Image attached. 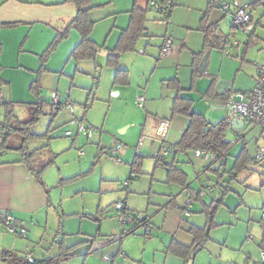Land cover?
I'll return each mask as SVG.
<instances>
[{"label":"crops","instance_id":"1","mask_svg":"<svg viewBox=\"0 0 264 264\" xmlns=\"http://www.w3.org/2000/svg\"><path fill=\"white\" fill-rule=\"evenodd\" d=\"M210 1L211 0H189L187 2V0H176L175 6L179 7L188 3L189 7L187 10L189 13L188 19L185 24H183V36L180 40L175 42L173 37L169 36L168 29L165 30V35L161 38L162 41L158 47L160 53L155 64L157 69L155 74L157 73V75L155 76L154 74L149 82H154V85H149L143 90L139 84L129 85L130 71L127 69L121 70L127 71L128 84L115 85L114 77L116 70L114 72L113 68L107 66L110 51L115 48L121 32L129 25L130 11L134 6L135 0H92L95 9L91 13V20L94 22L91 39L102 48L99 54L93 60L76 62L71 59L73 50L81 40L80 33L76 30H71L66 37L62 38L54 47L50 55L49 63L47 66H44L45 68L43 69H40V57L52 46L56 40V36L63 33L73 22L76 16L75 5L73 3H64V0H0V97L4 95L5 98L9 99L8 102L12 103L13 101L18 103L32 101L30 100L33 94L32 86L36 85L37 87L44 86L46 89L51 88L52 91L57 89V91H54L59 94L61 102L68 99L75 104H80L85 100H89L90 94L87 92V89L90 87L91 82L98 84L99 88L97 93H101L104 90L109 92V94L113 93L115 97L122 100H129L134 96H136L137 99L143 91L145 92V103L142 108L145 107L147 102L149 112L145 116L146 119L143 132L140 137L144 138L141 151L144 147L143 150L147 153L150 152L149 157L153 158L152 154L159 151L163 144V142H159L157 145L158 141L154 139L157 138L156 129L160 119L175 121L177 135L172 138L168 137L171 132V127L167 135L168 142L171 144L176 145L180 142L188 126V120L184 116L172 117L171 109L176 92L173 91L174 93H172L168 86L167 92L173 96L162 103V100L159 98V91H163V88L162 85L160 88L159 82L161 81L164 83V79L176 75L175 79L179 81L181 89L185 90L183 89V87H185L183 85V77L185 75L187 76V74L189 75L190 71L192 78L195 79L198 75L197 72H201L199 64L206 52H204V33L200 31V27L202 25V18L206 13ZM233 1L245 2L250 5L253 4L251 8L255 32L253 35L251 34L252 36L246 34L247 39L243 40L244 42L242 45L238 43L232 45L236 47V56L240 58L242 69L247 73V78L250 80L248 88L247 86H241V88L244 92H250L256 83L257 65L264 64V0H216V8L211 13L207 27L217 25L219 30L222 31L221 20L225 18L231 21L222 11V6L225 3L231 4ZM147 3L148 0H146L145 6H147ZM137 6L142 8L139 6V0H137ZM178 10L181 11V9H174V11H172L173 19L177 20L180 17L179 12H177ZM175 12H177L176 17L174 14ZM193 12H197L194 13L195 16L198 14L197 22L195 18L191 16ZM172 25L173 23L171 26ZM146 31L147 34L144 37L145 43H142V46H139V43L136 51L133 52V54L137 56L135 62L140 63V58L146 56L149 52L147 50L148 47H151L146 43V39H150L154 36L148 33L147 27ZM200 36L202 44L199 43L198 38ZM168 37L172 39L173 48L168 55H162V45L164 40ZM194 37L196 39H194ZM151 40L152 43L154 39ZM244 51L246 52L244 53ZM202 52L203 56L198 58L193 65L194 55H198ZM153 53L152 51V55ZM105 54H107V56ZM124 55L121 56L120 63L124 60ZM230 55L231 52L229 51V54L224 56ZM247 59H253L254 62H247ZM181 60L185 61L184 66H180L179 64L178 61ZM88 61H95V65L87 64L86 62ZM245 61L248 63L247 65H245ZM104 63L110 71H106L103 68V70L99 72V70H101L99 66H102ZM250 63H252V65H250ZM95 67L96 69L94 70ZM210 68L211 63L210 61L207 63L206 60V71L207 69L209 71ZM36 71L38 75H34ZM83 72H92V79L79 77L77 82H75L77 75ZM49 73L52 75L57 74V76L49 77ZM193 73H195V75H193ZM221 82L224 84L221 85ZM153 86H155L154 89ZM218 88H225V90L219 92ZM2 92L4 94H2ZM45 93L46 98H48V92ZM230 93H234L231 90L230 83L227 80H219V77H215L214 81H211L208 85L207 94L204 96V98H210L211 103L204 102L206 105L211 104L212 110L222 111L224 110V100H222L223 98L221 97L224 95V97H226V95ZM50 99L51 98L48 99L49 105H51ZM191 100L193 101V106H195V101L193 99ZM216 103L218 104L215 105ZM82 105H80L79 108H75V113L78 116L82 114L86 116V112L81 108ZM50 107L52 109V106ZM52 110L54 111V108ZM1 111H3V109H1ZM197 113L202 114L206 119L205 112L201 111ZM127 114L128 112L126 111L124 117H128ZM209 114L210 113H207V115ZM60 115L63 116L61 118L58 116V118L54 120V124H68L70 120L69 115L64 111H61ZM225 118L226 115H224L223 120H225ZM14 121L21 120L17 118ZM2 123L3 113L0 115V129L2 128ZM133 124H135L134 120L129 118V122L125 124L126 128L124 129L126 134H128ZM229 127L231 135H235L231 126ZM135 134H137L136 129L132 132V135ZM12 143L18 144L19 141L13 139ZM72 144H76V139L72 141ZM103 150H105V148ZM193 151L194 150L187 152L181 151L168 159L170 167L172 166L178 169L185 175V181L187 183L185 187L179 183L168 182L167 166H160L157 162L155 164L153 179L155 180L156 173L159 172L161 180L166 179V182L159 181V183H171L172 188L170 190L174 195L170 196L165 194V198L149 200L154 208L149 210L150 214H148L147 211H145V214H147L146 217L152 227L154 226L151 237L144 238L145 235L143 234L144 230L142 228H140L138 232L123 235V229L117 225L116 230L111 232L110 237L117 236L119 232L122 233L121 235H123V237L119 241L111 242L109 238H102L104 232H102L103 227H101L100 234H97V236L90 241L89 248V252L91 250L98 252L97 256L99 257L97 260H87L88 264H187L185 259L173 254L169 250V247L174 242L184 247H192L194 245V238L189 233V229L192 227L204 228L206 226L208 219L205 215L203 216V214L206 213L202 211L203 207H200V209L196 211L192 209L197 204V201L203 202L206 195L203 196L202 193L204 191L193 195L195 191L192 189L194 183L191 185V174L194 172V174L199 177V174L213 171L209 166L205 167L204 171H196V166L193 161L195 157ZM101 152L104 154L103 151ZM11 153V158L7 160L1 158ZM133 153V150L130 151L129 147L124 146L120 150L121 159L129 156L131 159ZM107 154L108 152L106 155ZM136 157H138V155ZM186 157H188V159ZM22 159L19 152L13 150H6L0 154V219L3 216L9 217L22 224L28 230L27 238L23 239L5 233L0 228V264H11L15 262L23 264V255L28 252L33 253L34 260L37 264L45 263V261H41V259L46 260V257H49V254H47L46 250L42 249L39 243L42 233L39 228L41 229L44 223L48 226L51 214L52 212L55 214L56 210L52 207L51 196L46 185L30 172L26 164L20 162ZM197 160L199 163H203L200 159ZM159 166L161 170H157ZM183 166H186V171ZM130 173L133 172L130 171ZM138 174H143L142 169ZM198 180L200 181L201 179L198 178ZM218 182L219 181H217V184H219ZM219 190L220 193H223L222 187H220ZM166 197H174V199L170 201L166 199ZM187 200L192 201L189 207V216H185V204ZM159 201L162 203L161 211L155 209L154 203H158ZM217 201L219 200H214L209 206L212 207V204L214 205ZM222 202L224 203V201ZM126 203L127 209L130 212L139 213H143L142 211L147 209V206L150 204L142 206L141 202L138 203V200L135 199L134 196L130 197ZM203 205L206 208L209 207L208 203L203 202ZM220 206H222V204ZM136 209L142 210L137 211ZM218 210L219 207L214 214L213 222L220 226L221 224H219L218 215L216 214ZM211 236H214V234H210V239L204 244L203 248H200L196 253L192 264H257L254 260V255L264 242L263 235L261 236V241H259L256 246L250 244V241L253 240L252 237L249 241V237L246 238L245 242L247 241V244L245 246H248L247 249L239 247L240 245L235 246L231 244L229 246L227 239L222 242L213 237L211 238ZM101 255L111 257L112 262H102L100 259ZM258 263L262 264L260 259Z\"/></svg>","mask_w":264,"mask_h":264},{"label":"rangeland","instance_id":"2","mask_svg":"<svg viewBox=\"0 0 264 264\" xmlns=\"http://www.w3.org/2000/svg\"><path fill=\"white\" fill-rule=\"evenodd\" d=\"M188 1L189 0H187V2ZM145 3L146 0H139V6L144 9L148 7V4L145 6ZM188 8V3L173 8V11L174 9H181V11H177L180 17L177 20L173 19V14H171L170 25H168V27L171 26L172 23L173 25L169 28L167 25L158 24L157 20L162 19V17L157 16L151 11L147 13L146 27L148 33L154 36L150 39H146V43L151 46L147 49L149 52L146 56L140 58V63L135 62L137 56L133 53L124 55V60L120 63V69H127L130 71V86L139 84V86L145 90L149 85H154V82H149L157 70L155 64L160 53L158 47L161 44V38H163L165 30L167 29L169 31V36H172L175 42L182 38L184 32L183 24H185L189 15L187 11ZM177 12L174 13L175 17ZM194 13L197 12H193L191 16L195 18L197 22L198 14L195 16ZM230 22V20L225 18L221 20L222 31L219 34L221 43H223L225 39H227V41L229 40L227 46L225 44L222 50L215 48L207 50V63L210 61L211 68L209 71L207 69L205 73L200 71L197 72L198 75L195 79L192 78L189 71V75L187 74V76H184L185 78L183 77V85L185 86L183 89L185 90L180 92L182 97L193 99L195 101L193 110L196 113L201 111L205 112L206 120L212 124H216L223 120L227 112L225 110L214 111L212 110L211 104H205L203 98L207 94L208 85L211 81H214L215 77H219V80H227L234 93L244 92L241 86H247L248 88L250 83L249 78H247V73L242 69L240 58L236 56V47L232 46L234 42L242 45L244 42L243 40L247 39V35L242 31L231 28ZM151 39H154L152 43ZM194 39L196 38L194 37ZM198 39L199 43L202 44L201 36ZM139 43V46H142V43H145V38H142ZM224 47L229 49L231 52L230 56H224ZM152 51L154 52L153 55ZM43 55L40 57V69L48 65L51 57V54L47 56ZM252 60L247 59V62H254V60ZM178 62L180 66H184L185 64L184 60ZM247 62H244L245 65L248 64ZM86 63L93 66L95 65V61H88ZM250 65H252V63H250ZM99 67L101 69L99 72H101L103 68L106 71H110L105 63ZM95 69L96 67L94 70ZM113 70L115 72L116 69ZM91 74L93 73H79L75 82H77L79 77L92 79ZM34 75H38L37 71L34 72ZM156 75L157 73L155 76ZM56 76L57 74L52 75L49 73V77ZM175 77L176 75H172L164 79V83L161 81L159 82L160 88L161 85L163 88V91H159V98L162 100V103L173 96L167 92V86L171 89L169 81L175 79ZM72 81L74 82L73 79ZM154 87L155 86H153V89ZM98 88L97 83L91 82L90 87L87 89V92L90 94L89 100H85L80 104H75L71 101L78 108L82 104H88L89 108L86 111V122L88 126L94 129V137L91 138V140H87L84 136L79 137L80 139L76 137V144L74 145L72 144V138L63 136L66 130H73L74 126L70 124H54L55 121H53V110L48 103V99L51 98L52 92L54 90L57 91V89L52 91L51 88L46 89L44 86H36L35 91L32 92L33 94L31 93L32 99L30 100L32 101H24L25 103L13 101L12 106L14 107V113L12 117L14 120L19 118L21 121L26 120L32 112L29 107L36 108L37 105L35 104H40L42 101L46 102L44 104L45 115L40 116L32 132L37 135H43L50 129V136L29 145L30 150L47 146L46 149H43L39 155L31 161L30 165L32 169L39 174V178L43 184L46 185L51 196L52 207L56 210L55 214L52 212L48 226L44 223L42 228H39L42 232L39 243L42 249L46 250L47 254H49L46 260L41 259V261H45L43 264H88L87 260L89 259L97 260L99 257L97 256L98 252L95 250L89 252L90 241L94 239L97 234H100L101 227H103L102 232H104L102 238H110L111 232L116 230L118 223L117 220L114 219L116 212L113 210V205L116 202L124 199L128 202L129 198L134 196L135 199L138 200V203L141 202L142 206L145 204L147 206V204L150 203L147 209L142 211L144 214L145 211L150 214L149 210L153 209L154 206L149 200L165 198V194L170 196L174 195L170 190L172 188L171 183H161L166 182V179L161 180L159 172L156 173L155 180L153 179V172L157 161L149 157L150 152L147 153L144 151V147L140 154L135 151V147L138 146L143 132L146 119L145 116L149 112L147 102L144 108H140L136 103V96L129 100H122L115 97L113 93L109 94V92L104 90L101 93H97ZM173 91L174 90L171 89L172 93H174ZM45 92H48V98H46ZM143 93L145 95L143 91L141 95ZM2 94L4 93L2 92ZM6 101L8 102L9 99L6 98ZM126 111L128 112V117L135 122V124L130 127L128 134H126L124 130L126 128L125 124L129 122V118L127 116L124 117ZM2 113L4 114V109L3 111L0 109V115H2ZM207 113L210 114L207 115ZM63 115H59V117L61 118ZM171 125V132L168 135L169 138L177 135V126L174 120L171 121ZM135 129L137 134L132 135ZM261 130V126H254V124L248 123L242 131L235 135L230 134V140L233 146L229 150L223 166H221L222 164L220 162L206 163L201 160L203 163H199L197 160L198 158L196 159L192 156L194 157L193 161L196 166V171H204L207 166L213 170L205 174H199V177L192 172L191 185L194 183L192 189L195 191L193 195L204 191L202 194L203 196L206 195V197L203 199V202L208 203V206L214 200L224 201L222 206H219V210L216 213L218 215L219 224L221 225L218 226L217 223H215V225L211 227V234H214L211 238L213 237L222 242L227 239L229 246L231 244L235 246L240 245L239 247L247 249L248 246H245L247 244V241L245 242L246 238L252 237L253 240L250 241V244L256 246V244L261 241V236H264V231L259 225V221L264 214V167L253 160L258 147H264V137L261 135ZM237 138H239V141L234 143ZM154 139L158 141L157 145L159 142H163L162 139L158 137ZM166 142L169 143L168 139ZM116 145L122 147L127 146L130 151H134L131 159L130 156L122 158L123 164L120 165V167L106 155L109 149ZM243 146L247 147L248 154L253 161H251L249 168L238 176L237 180L229 184V188L223 197V193H220L219 188L222 187L224 190V188L228 186L225 172L231 170L234 158L241 152ZM104 148L105 150H103ZM80 151L84 152L83 156L79 155ZM101 151H103L104 154H101ZM137 155L138 157H136ZM11 157L12 153L1 158L7 160ZM186 158L188 159V157ZM134 163L140 164L138 169L140 171L142 169L143 174L130 173ZM183 168L186 171V166H183ZM42 169H44V171H42ZM157 170H161L160 166ZM198 178L201 180L199 181ZM159 181L161 182L159 183ZM217 181L220 182H218L220 185L217 184ZM125 182H128L129 186L122 190V184ZM166 199L173 201L174 197H166ZM203 202L197 201V204L192 209L196 211L200 209V207H203L202 211L206 210L207 212H212L214 206L217 205L212 204V207L209 206L206 208ZM154 204L155 209L161 211V201ZM136 210L141 211L142 209ZM204 215L206 218L208 217V213L203 214V216ZM145 216H147V214H145ZM139 229H137L136 232H138ZM121 234L122 233L119 232L118 235L121 236ZM138 234L141 235L140 233ZM104 256L105 255H101L100 259ZM259 259L260 249L258 248L254 255V260L257 264H259Z\"/></svg>","mask_w":264,"mask_h":264},{"label":"trees","instance_id":"3","mask_svg":"<svg viewBox=\"0 0 264 264\" xmlns=\"http://www.w3.org/2000/svg\"><path fill=\"white\" fill-rule=\"evenodd\" d=\"M64 3H73L75 5V19L63 33L58 34L56 36V40L43 56L51 54V52L54 50V47L62 38H65L71 30H76L78 31V33H80L81 40L76 46V48L73 50L71 54V59L75 60L76 62L95 59L102 48H100L91 39V34L94 27V22L91 20V13L95 9L92 0H64ZM216 4V0H211L208 4L204 17L202 18V25L200 27V31L204 33V52L211 48L222 50L223 46L225 44L227 46V44L229 43L227 39H225L223 43L220 42L219 34L221 33V31L219 30L217 25L207 27L208 20L211 16L212 11L216 8ZM252 5L250 6L252 7ZM148 12H150L148 7L145 9L139 8L137 6V0H135L134 6L130 11L129 25L125 30L121 32V35L115 48L110 51L107 66L116 69V74L114 77L115 85L128 84V73L127 71L120 69V59L121 56L124 54L135 52L138 43L141 41L142 38L146 36L145 24L147 21ZM253 33L251 34L253 35ZM245 52L246 51H244V53ZM201 56H203V52L198 55H194L193 65ZM193 75H195V73H193ZM169 86L176 92V96L173 100L171 109L172 117L184 116L188 120V126L184 131L180 142L176 145L183 152L199 149L221 155V157L224 158L223 163H221V166H223V164H225L228 152L233 146L230 140L231 130L229 125L226 123L225 120H221L216 124L209 123L202 114L196 113L193 110V101L191 99L184 98L181 96L180 92L182 91V89L177 79L169 81ZM35 89L36 86H32V92H34ZM224 96L221 98H223L222 100L226 101L229 98V94L226 95V97ZM45 103V101H42L40 104H35L37 105L36 108L29 107L32 112L29 114L26 120L14 121L12 117L13 103L7 102L6 98H4L2 101L0 100V109H4L3 123L2 128L0 129V154L6 150H13L19 152V154H21L23 158L20 162L26 164L30 172H32V174L36 178H38V180H40L39 174L32 169L30 163L33 159H35L37 155H39V153L43 149H46L47 146L35 150H30L29 145L33 142L46 139L50 136V129L47 133L43 135H37L32 132V129L39 121L40 116L45 115ZM51 106L52 109L54 108V111L52 112V117L54 121L60 115L62 111V106ZM13 139H17L19 143H12ZM253 160L255 161V159ZM253 160L248 154L247 147L243 146L241 152L234 158L231 170L229 172H225V174L227 175L226 179L228 181V186H226L223 190V197L225 196V193L229 188V184H231L232 181L237 180L238 176L244 173L249 168L251 161ZM164 166H167L168 182L179 183L184 187L186 186L187 183L185 181V175L181 171L172 166L170 167L168 162L165 163ZM138 167H140V164L134 163L132 166V172L139 173L140 170L138 169ZM42 171H44V169H42ZM222 201L223 200H219L217 201V203H215V205H217L214 207L212 212H207L206 210H204V212L208 213V222L204 228L192 227L189 229V233L194 238V245L192 247H184L174 242L170 245L169 250L173 254H176L185 259L187 261V264L189 263V261L193 262L196 253L200 250V248H203L204 244L210 239L212 229L211 227L215 225V223L213 222L214 214L217 208L223 203ZM145 223L150 224L147 217L145 219ZM135 232L136 231H129L123 233V235L132 234Z\"/></svg>","mask_w":264,"mask_h":264},{"label":"built area","instance_id":"4","mask_svg":"<svg viewBox=\"0 0 264 264\" xmlns=\"http://www.w3.org/2000/svg\"><path fill=\"white\" fill-rule=\"evenodd\" d=\"M176 0H148V9L157 16L162 17V19L157 20L159 25H169L170 18L175 7ZM222 11L226 16L231 19V25L234 30L242 31L249 35L254 32L255 26L253 24L252 8L250 4L245 2L233 1L231 4L225 3L222 6ZM237 44V42H234ZM172 39L166 38L162 45V55H168L172 51ZM224 55H228V49L223 50ZM50 104L54 107L62 106V110L69 115L68 124L75 127L74 130H66L63 136L72 138L75 141L76 137L84 136L87 140H91L94 137V129L87 125L86 116L84 114L78 116L75 113L76 106L70 101L66 100L61 103L60 96L57 92L51 94ZM5 98L4 95L1 96V101ZM204 101L211 103L210 98L205 97ZM136 103L139 107H143L145 103V95H139L136 99ZM216 103L215 105H217ZM214 105V104H213ZM81 108L86 112L88 104H84ZM223 109L226 110L227 115L225 118L226 123L231 126L230 114H233L235 118L244 122L245 126L248 123L254 124V126H261L263 129L261 135L264 137V64L257 65V78L254 88L250 92H236L230 93L229 98L224 101ZM171 124L167 119H160L157 129L156 136L162 139L163 144L159 151L152 154V157L158 162L160 166H164L168 162L169 157L174 156L181 152V149L175 145L166 142L168 132L170 130ZM236 133L238 131L233 130ZM239 138L234 141L237 143ZM144 142V138H140L136 151L138 154L141 152V147ZM233 144V143H232ZM122 146L116 145L108 151V158L112 159L117 166L123 164L120 156V150ZM193 154L196 158L206 162V163H223L224 158L213 152L205 150H194ZM80 156L84 155L83 151L79 152ZM255 161L264 167V147H258ZM225 176H227L225 174ZM129 186L128 182L122 184V190ZM192 204L191 200H187L185 204V216H189V207ZM113 210L116 212L114 219L117 220L118 225L123 229L124 233L129 231H136L139 228L144 230L145 237L149 238L152 234V225L145 223V215L143 213L130 212L127 209L126 199L120 200L113 205ZM259 225L264 230V214L262 215ZM0 228L5 233L20 237L23 239L27 238L28 230L20 223L10 219L9 217H1ZM122 235L110 237L109 240L119 241ZM251 237L248 238V241ZM124 254V253H122ZM24 263L23 264H37L34 260L33 253H24ZM104 263H111L112 259L104 256L101 258ZM260 262L264 264V243L260 245ZM11 264H22L19 262Z\"/></svg>","mask_w":264,"mask_h":264},{"label":"water","instance_id":"5","mask_svg":"<svg viewBox=\"0 0 264 264\" xmlns=\"http://www.w3.org/2000/svg\"><path fill=\"white\" fill-rule=\"evenodd\" d=\"M107 56V54H105ZM207 57H208V53H206L203 57V59L201 60L200 64H199V67H200V70L201 72L205 73L206 71V60H207ZM224 84L223 82H221V85ZM225 90V88H218V91L219 92H223ZM229 118H231L232 122H231V128L235 131H242L244 128H245V124L243 121L237 119L234 117L233 114H230L229 115ZM188 264H192V261H189Z\"/></svg>","mask_w":264,"mask_h":264}]
</instances>
